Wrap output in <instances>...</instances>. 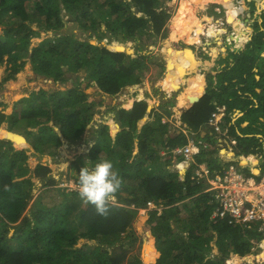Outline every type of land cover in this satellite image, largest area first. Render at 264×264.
Listing matches in <instances>:
<instances>
[{
    "label": "trees",
    "instance_id": "16d2710c",
    "mask_svg": "<svg viewBox=\"0 0 264 264\" xmlns=\"http://www.w3.org/2000/svg\"><path fill=\"white\" fill-rule=\"evenodd\" d=\"M163 2L0 0V26H3L0 67L8 70L0 85L19 79L16 74L24 67L25 57L37 75L53 81H72L67 89L39 88L30 92L14 102L9 115L0 109V125L7 127L5 131L0 129V264H142L139 254L129 252L138 239L136 234L128 231L129 242H119L121 234L132 229L138 210L146 208L151 200L161 208L146 210L144 228L150 238L145 236L143 258L148 260L147 264L154 260V264H225L232 255L252 253V240L260 238L256 227L248 229L229 223L227 218H211L214 203H210V193L203 192L207 186L204 180L192 178V169L204 163L211 170H218L224 164L215 145L218 137L208 125L217 106L226 107L222 125L235 141L236 156L263 150L264 11L262 24L255 22L251 40L241 50H228L233 63L220 69L217 83L213 82L211 72L206 71L205 92L180 116L198 138L215 145L201 150L195 156V164L186 168L188 162H180V157L172 159L171 149L184 145L187 136L182 131H171L169 122L162 121L172 115L175 101L173 97L164 99L163 91L155 87L154 94L163 97L159 104L150 107L148 99L156 96L147 92L142 100L139 93L133 104L129 97L122 107L114 105L119 128L114 122L110 125L101 122L93 130L95 138L87 153L69 166L66 178H72L78 187L87 188L90 196L79 189L58 188L59 200L49 205L40 193L36 195L33 191L35 187L50 191L57 187V182L45 163L39 162L30 169L29 151L36 156L54 155L62 144L81 139L92 121L95 105L99 104L88 101L86 87L95 85L103 95L114 96L142 82L149 68L147 61L157 63L161 71L165 69L164 63L154 61V54L143 53V45L132 55L123 51L132 53L130 48L120 46L123 45L120 42L134 41L143 35L152 44L166 37L170 15ZM215 3L214 7L219 4ZM180 4L181 7L189 4V0H180ZM62 9L70 21L88 32L86 39L61 34L30 47L32 38L39 34L33 24L45 31L65 28L60 16ZM92 10L98 15H92ZM185 18L200 25L192 6ZM179 27L172 24L173 30ZM89 38H107L115 44L113 47L94 44ZM184 42L193 44L191 38ZM228 57L219 53L216 60L227 62ZM198 64L209 67L202 61ZM199 79L204 85L202 73ZM236 110L242 115L234 119ZM243 122L247 124L243 126ZM7 131H23L26 141ZM7 137L15 145L21 137L30 148L15 149ZM105 167L110 172L104 175ZM72 169L76 174H71ZM243 169L250 174L249 168ZM186 202L192 203V207H187ZM179 203L186 210L183 214L179 212ZM81 239L95 244L78 246ZM213 248L218 255L211 257Z\"/></svg>",
    "mask_w": 264,
    "mask_h": 264
},
{
    "label": "rangeland",
    "instance_id": "374dc122",
    "mask_svg": "<svg viewBox=\"0 0 264 264\" xmlns=\"http://www.w3.org/2000/svg\"><path fill=\"white\" fill-rule=\"evenodd\" d=\"M163 1V6L165 7L164 9L170 15L166 24V37L152 44V42L148 40V37L146 35H143L142 37L134 41L120 42L121 44H123L120 46L130 48L132 50V53L127 54L132 55L140 45H143V53L151 52L155 55L156 60L154 61L162 62L165 64V69L161 71L160 68L156 65L157 63L153 64L150 61L146 62V65L149 68L147 71H145V75L142 78L143 80L144 78L145 80H149L146 82L151 83V89L149 90V93L154 94V88L159 87L164 93V99L173 97L176 103V97L178 98L181 95L183 100L181 102V97L179 98V105H182L183 107L185 106V104H188L190 107L195 99L201 95V91H203V83L199 79L200 73L196 68L197 66H199L198 63L202 60L207 65L215 63L214 66L216 69H221L223 66L225 67V65L232 64L233 58L231 57V60V58H229L227 54L228 50L231 52V50L229 49L230 44L228 43V40L230 38H232L231 40L234 39L231 48H233L235 51L241 50L244 43L251 40L252 34L254 32L255 22L257 21L258 23L262 24V21H260V12H262L263 9H261L260 12H257V4L254 0H189V4H185L182 7L180 4V0ZM213 2L219 3L215 4H217L216 7L218 9H221V12L217 13L214 11L216 7L214 8ZM241 5H245L246 9H244V7ZM189 6H192L196 11L197 16L200 20V25H194L191 21L185 18V14ZM234 6L235 9H233ZM261 8H264V4ZM92 15L97 16L98 14L95 10H92ZM60 16L64 20L65 28L58 32H53L51 30L45 31L43 29H39L36 24H33L32 28L38 30L39 34L32 38L30 47L36 46L44 39H50L55 35L61 34L73 35L74 38L82 41L86 39L88 32L82 31L76 22L70 21L68 19L69 15L65 16L63 9L61 10ZM173 19H176V21H174ZM172 24H179L180 27L175 31L172 28ZM207 24H211V26L207 27ZM216 24L224 26L222 28H224L226 32L221 35L223 30L213 29V25ZM252 24H254V26ZM262 29L264 30V27H262ZM0 34H3V26H0ZM195 35L198 36V43H194L197 45L187 44L186 42H184L187 39H190V36L193 37ZM89 40L94 44L105 45L108 47H113V45L115 44V41L109 42L107 38L101 40H98L96 38H89ZM164 40H166L165 46ZM223 47L227 48L224 50ZM213 49L216 50V54H213ZM219 53H221L223 57H228L227 62H219L218 60H216ZM203 54H205L206 57ZM199 59H201V61ZM23 60H25L26 63L22 70L16 74V77H19V79L16 78L14 80L6 82L4 85H0V109L6 115L11 114L15 101L23 96L28 95L32 91H37L39 88H43L48 91H54L71 87V80L59 82L53 81L50 77L46 78L37 75L35 72H33L29 59L25 57ZM200 67L203 68V65H201ZM4 69V66L0 67V79L6 74V72H8V70L5 71ZM65 75L68 76L69 74L66 73ZM78 76H83V72L80 71L78 73ZM256 78H259V76H256ZM15 82H19V84L17 86L11 87V83L13 84ZM205 83L207 84V82ZM84 86L85 82H82L81 87L84 88ZM129 87L130 86L123 89V92L114 95V97L116 96V98H113V96L109 95H103V93L99 91L95 85L86 87L85 92L89 94L88 101L93 100L95 102H98L99 104L95 105L94 116L92 118L93 122L91 121L90 125L87 126L86 130L81 136V139L70 144H62L61 146L56 148L57 152L54 155L36 156L35 154H33L31 155L33 156L32 158H30L29 156L27 164L30 169H32L39 162L45 163L51 168V175L56 179L57 187L55 186L54 188H51L50 191L47 190V188H41L39 190L37 187H35V189L33 190L36 195L40 193L45 203L51 205L53 203H56L55 201L59 200V198H57V194L59 191L58 188H64L66 191L71 190V188L72 190L79 189L85 193V196H90L87 192L88 190L85 187H78L74 184L72 178H66L67 170L74 159H76L80 155H85L87 153L95 138L93 130L96 129L101 122L105 121V123H107L108 125H110L111 122H114L116 125H118L119 128V123H117L115 119L117 114L116 111L113 110V106H123V100L126 96H128V92H126V90ZM152 88L154 92H152ZM192 88H197L198 92L196 98H193L189 95V89ZM154 96H156V94H154ZM162 99L163 97L161 96V94L157 93V96L155 98L150 100L148 99V105H150L151 107V105L153 104H159ZM180 102L182 104H180ZM175 103L172 108L175 107ZM163 119H165V117H163L162 120ZM243 125H246V122H243ZM0 129L5 131L7 127L2 124L0 125ZM112 129L113 128H111V131ZM247 131L249 130L247 129ZM10 132L24 138L26 137L23 131ZM21 137H18L16 139V145L13 141L15 149L27 147ZM230 141L234 140L230 139ZM233 144H235V141ZM224 151L225 150H223V152ZM234 151L235 157H239L236 156L237 151ZM236 160L239 159L237 158ZM260 166L261 170H264L262 162L260 163ZM102 172L105 175L106 172H110V169L108 167H105L104 171ZM71 174H76L75 170L72 169ZM122 194L125 195V193L123 192ZM158 207L161 208V205H158ZM187 207L191 208L192 203H187ZM178 209L180 210V214L186 212L181 203L178 204ZM141 210H138V213L133 220L132 229L129 228L127 229V231H124L121 234V242L119 243L126 244L127 242H129L130 237L128 236V231L132 232L131 235L136 234L138 236V239L134 241V245L132 248H130L131 250L129 252L139 254L142 264H147L146 261L148 260L143 258V248L145 236L148 238H150V236H148L144 228L146 226L147 219L146 210L144 212ZM83 243H87L88 246H93L95 244V242L93 241H86L84 239H81L79 240L78 246L82 245ZM216 255H218V251L216 248H213L211 257H214ZM232 256L236 259L234 264H264L263 255H261L263 257L255 254H247L245 256ZM154 261L152 262V264H154ZM225 264H227L226 260Z\"/></svg>",
    "mask_w": 264,
    "mask_h": 264
},
{
    "label": "built area",
    "instance_id": "2783aa9c",
    "mask_svg": "<svg viewBox=\"0 0 264 264\" xmlns=\"http://www.w3.org/2000/svg\"><path fill=\"white\" fill-rule=\"evenodd\" d=\"M215 9V12H221L220 8L218 9L216 7ZM209 26H211V24L207 25V27ZM213 26L215 30H223L221 35L226 32V30L222 28L224 26L217 24ZM231 39L232 38L228 40V43L230 44L229 49L233 51L234 49L231 48V45L234 39ZM225 115L226 107L221 105L216 107L208 119V125L213 129L215 136L218 137L217 144L215 145L218 148V155L224 164H222L221 168L218 170H211L204 163L196 164L192 169V178L197 180L203 179L207 185L203 192L210 193V203H214V210L211 214V218H227L229 223L240 224L248 229L256 227L260 234V238L258 240H252L254 246L250 254L264 256V170L259 168V173L255 174L252 169L249 168L250 174H248L241 168V165H239L238 160H236L234 156L232 159H229L227 158L228 154H220V149L223 148L224 141H226V143H234V141H230L227 127L222 125ZM162 121L169 122L171 131L178 128L187 136V142L184 145L176 146L170 151L173 160L180 157V162H188L186 168H188L190 164L196 163L195 156L201 150H208L215 146L198 138L194 132H188L185 128H179L180 125L178 121H176V116L174 114ZM163 153L164 152H162V154ZM151 208L159 207L151 200L146 203V208H141L142 210H140L144 212ZM235 260V257L230 256L226 259V263L234 264Z\"/></svg>",
    "mask_w": 264,
    "mask_h": 264
},
{
    "label": "crops",
    "instance_id": "0c3cea01",
    "mask_svg": "<svg viewBox=\"0 0 264 264\" xmlns=\"http://www.w3.org/2000/svg\"><path fill=\"white\" fill-rule=\"evenodd\" d=\"M218 13V12H217ZM262 19L260 18V21H261ZM208 25V24H207ZM176 31V30H175ZM194 44V43H193ZM194 45H197V44H194ZM174 47V46H173ZM205 53H207V52H205ZM214 53H215V51H214ZM216 54V53H215ZM200 61H201V59H199ZM202 62H204L203 60H202ZM208 62V61H207ZM201 65H199V66H197L196 68H197V71L199 72V73H202L203 74V77H204V85H203V91H201L202 93H201V95L199 96V97H197L196 99H195V101L198 99V98H200L202 95H203V93L205 92V89H206V86H207V84L205 83V82H207L206 81V79H205V76H204V73L206 72V71H209V72H211V75H212V79H213V82L215 83H217V81H218V78H217V74L221 71L220 69H214V65L213 64H210L209 65V67L208 68H201L200 67ZM217 67V66H216ZM214 69V70H213ZM201 71V72H200ZM146 81H149V80H145V78H144V80H142V82L141 83H139V84H136V85H133V86H130L129 88H127V90H126V92H128V96H126L125 98H124V100L123 101H125V99H127V98H131V99H134V98H137L138 97V95H139V93H142V97L141 98H145V93L146 92H149V90L151 89V83H148V82H146ZM141 89H142V91H141ZM192 89H194V88H192ZM257 91L258 92H260V89H258L257 88ZM181 97V95L177 98V103H175V107H173L172 108V114H174L175 116H176V121H178V123H179V128H185V129H187V131L189 132V131H191L190 129H188L187 128V126H186V124L185 123H183L182 121H181V119H180V116H181V114H182V112L183 111H185V109H187V108H189V105L188 104H185V106H183L182 107V105H179V98ZM113 98H116V96L114 97L113 96ZM133 103V102H132ZM194 103V102H193ZM182 104V103H181ZM132 106V105H131ZM130 106V107H131ZM192 106V105H191ZM242 115V113H241V111L240 110H236L235 111V114H234V119H236L237 117H239V116H241ZM246 124H247V122H246ZM5 125V124H4ZM243 125V124H242ZM244 126V125H243ZM170 127H171V125H170ZM7 130V129H6ZM176 130V132L177 133H179V131H181L180 129H178V128H176L175 129ZM201 135H204V131H201ZM26 139V138H25ZM23 148H30V146H29V144H27V147H23ZM223 149L225 150L224 152L225 153H223V150H221L220 149V154H225V155H227L228 153H231V152H233V156L235 157V151H234V149H233V144L232 143H226V141H224V146H223ZM228 151V152H227ZM29 156H30V158H32L33 156H31V155H33V153H31V151H29ZM241 157H240V159L242 160V159H248L249 160V162H247V164L246 165H241V168H251L252 170L254 169H256L257 168V170L259 171V168L261 169V166H260V163L262 162L263 163V166H264V139H263V150L262 151H259V152H257V153H255V154H249V155H240ZM253 160H256L257 162L255 163V162H253ZM253 166V168H252V166ZM245 166V167H244ZM244 170V169H243ZM253 170V171H254Z\"/></svg>",
    "mask_w": 264,
    "mask_h": 264
},
{
    "label": "bare ground",
    "instance_id": "6f19581e",
    "mask_svg": "<svg viewBox=\"0 0 264 264\" xmlns=\"http://www.w3.org/2000/svg\"><path fill=\"white\" fill-rule=\"evenodd\" d=\"M256 1V4H257V12H260V10L261 9H264V8H261L262 7V5L264 4V0H255ZM241 6H243L244 7V9H246V7H245V5H241ZM242 11V10H241ZM210 22V21H209ZM203 31V30H202ZM197 34V33H196ZM199 35V34H198ZM190 38H191V41H192V43H198V36L197 35H195V36H190ZM214 51H216L215 49H214ZM197 88L196 89H189V95L191 96V97H193V98H196L197 97ZM184 95V94H183ZM182 96H181V102H182ZM176 101H177V97H176ZM181 102H180V104H181ZM177 103V102H176ZM228 152V151H227ZM223 153H225V152H223ZM232 157H233V155L231 154V153H228V155H227V158H229V159H232ZM240 157L241 156H239V157H235V159H240ZM241 160V159H240ZM247 162H249V160L248 159H242L241 160V164H242V166L243 165H246L247 164ZM253 162H257L256 160H253ZM253 168V167H252ZM254 170V169H253ZM252 170V171H253ZM253 173H255V174H258L259 173V171L257 170V169H255L254 171H253Z\"/></svg>",
    "mask_w": 264,
    "mask_h": 264
},
{
    "label": "water",
    "instance_id": "95a60500",
    "mask_svg": "<svg viewBox=\"0 0 264 264\" xmlns=\"http://www.w3.org/2000/svg\"><path fill=\"white\" fill-rule=\"evenodd\" d=\"M254 1H255V0H254ZM125 52L128 53L127 51H125ZM8 132H10V131H7V133H8ZM10 133H12V132H10ZM12 134H13V133H12ZM18 136H19V135H18ZM7 138H8V137H7ZM22 138L26 141V139H25L24 137H22ZM8 139H11V138H8ZM11 140H12V139H11ZM12 141H14V140H12ZM221 150H224V149H221ZM231 153L233 154V152H231ZM238 163H239V165H242L240 159L238 160Z\"/></svg>",
    "mask_w": 264,
    "mask_h": 264
},
{
    "label": "flooded vegetation",
    "instance_id": "af4514ba",
    "mask_svg": "<svg viewBox=\"0 0 264 264\" xmlns=\"http://www.w3.org/2000/svg\"><path fill=\"white\" fill-rule=\"evenodd\" d=\"M263 11H264V9H263ZM263 11H262V12H263ZM262 12H260V14H261ZM252 25L254 26V24H252ZM212 51H213V54H215V53H214V49H213ZM233 51H235V50H233Z\"/></svg>",
    "mask_w": 264,
    "mask_h": 264
},
{
    "label": "clouds",
    "instance_id": "9594fccd",
    "mask_svg": "<svg viewBox=\"0 0 264 264\" xmlns=\"http://www.w3.org/2000/svg\"><path fill=\"white\" fill-rule=\"evenodd\" d=\"M134 99H135V98H134ZM134 99H132V102H134ZM139 99H141V100H142L143 98H139ZM132 104H133V103H132ZM128 108H129V107H128ZM92 122H93V120H92ZM86 189H87V188H86Z\"/></svg>",
    "mask_w": 264,
    "mask_h": 264
}]
</instances>
